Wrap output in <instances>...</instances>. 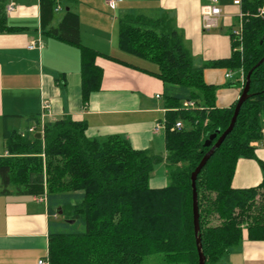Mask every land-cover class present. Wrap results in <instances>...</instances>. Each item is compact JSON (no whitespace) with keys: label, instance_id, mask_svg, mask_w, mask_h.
<instances>
[{"label":"trees","instance_id":"obj_1","mask_svg":"<svg viewBox=\"0 0 264 264\" xmlns=\"http://www.w3.org/2000/svg\"><path fill=\"white\" fill-rule=\"evenodd\" d=\"M58 3L40 0L41 27L81 48L87 98L100 86L99 52L82 44L75 11L67 9L52 26ZM262 3L243 0V9L255 12ZM5 20L2 12L1 26ZM243 41L242 52L233 50L229 58L197 67L166 16L120 17V48L158 65L155 75L163 82L168 108L164 155L134 148L122 135L91 138L87 123L71 116L45 122L41 138L5 127V150L17 155L0 156V194L46 190L51 264H143L152 255H162L168 264H198L191 175L211 148L205 141L228 128L237 102L219 107L218 85L207 82L204 71L242 67L247 77L264 57V18L245 20ZM249 92L232 132L197 177L205 264L219 262L245 234L264 240V178L249 188L232 185L239 159H257L253 143L263 137L264 62L253 70ZM189 100L195 107L186 109ZM30 119L40 125L37 118ZM178 121L181 128L175 127ZM160 161L166 163L169 184L155 188L150 179Z\"/></svg>","mask_w":264,"mask_h":264},{"label":"crops","instance_id":"obj_2","mask_svg":"<svg viewBox=\"0 0 264 264\" xmlns=\"http://www.w3.org/2000/svg\"><path fill=\"white\" fill-rule=\"evenodd\" d=\"M0 1L6 17L4 25L0 24V156L7 152L5 127L27 132L38 126L30 119L34 117L45 123L71 116L87 123L91 138L122 135L134 148L154 151L163 139L165 142L168 108L164 85L155 75L158 65L154 61L120 48V17L166 16L183 36L193 64L200 67L231 56V31L241 9L234 0H219L223 10L219 25L204 31L200 12L207 0H119L115 7L106 0H59L60 10L55 12L52 26L60 23L67 9L75 11L82 44L99 52L95 64L102 70L100 86L85 98L81 48L42 29L40 0ZM10 2L15 10L8 13ZM39 38L43 47L29 48ZM229 71H204L206 81L218 85L219 107L234 104L243 89L239 77H226ZM45 101L49 108L42 117ZM158 122H165L164 136L162 128L155 130ZM253 145L257 159H239L232 182L235 188L257 186L264 178L259 162L264 163V129L261 141ZM50 219L47 202L35 200L34 195L0 194V264H37L48 254ZM216 264H264V240L245 234Z\"/></svg>","mask_w":264,"mask_h":264},{"label":"built area","instance_id":"obj_3","mask_svg":"<svg viewBox=\"0 0 264 264\" xmlns=\"http://www.w3.org/2000/svg\"><path fill=\"white\" fill-rule=\"evenodd\" d=\"M106 2L111 6L115 7L119 0H106ZM235 5H239L241 7L240 11L237 14L238 22L236 24V27L232 30V42H233V50L234 51H243V34H244V22L249 17H257V18H264V0L262 5H260L255 12H252L250 10H244L243 9V0H234ZM15 10V4L10 2L7 5V12L11 13ZM60 10V5L56 6V11ZM201 23H202V29L204 31H211L218 27L219 21L221 19V16L223 14V10L221 6L219 5V0H207L205 4L201 6ZM42 48L43 47V41L41 38H39L37 41H32L29 44V48ZM243 71V70H241ZM240 75L243 77V73L241 72ZM226 77L230 78L232 77L231 71H229L226 74ZM184 107L186 109L188 108H194L195 103L192 100L184 102ZM43 115L44 111H46L49 108L48 102H44L42 106ZM183 126L181 121L176 122L175 127L181 128ZM162 127H165V122L161 123L158 122L155 125V130L158 131ZM40 130H39V129ZM39 130V131H38ZM29 133H41L42 136L44 134V123H40L39 126H32L28 130ZM8 154V152H6ZM34 199L37 201H45L46 202V190L44 193L39 195H34ZM55 218L58 216V214L53 215ZM37 264H51L49 255L42 256L38 259Z\"/></svg>","mask_w":264,"mask_h":264},{"label":"water","instance_id":"obj_4","mask_svg":"<svg viewBox=\"0 0 264 264\" xmlns=\"http://www.w3.org/2000/svg\"><path fill=\"white\" fill-rule=\"evenodd\" d=\"M264 62V57L257 63L255 67L250 70V72L247 74L246 77V82L245 85L242 89V92L236 102V106L234 109L233 116L231 118V122L228 126V128L222 132L219 136L218 133L220 132L219 130L215 133H212L207 140L205 141L206 146H211L209 151L205 154L201 162L198 164V166L195 168V170L192 172L191 175V180H192V187H193V217H194V228H195V234H196V241H197V249H198V264H205L206 263V256L203 252V246L201 242V235H200V214H199V203H198V192H197V177L203 167L206 165L207 161L209 158L214 154L215 150L220 147V145L223 143L224 139L226 136L232 132L236 121L237 117L239 115V112L241 110V107L243 103L251 97V93L249 92L250 90V85H251V75L253 70L261 65ZM36 137L41 138L42 134L41 133H36ZM215 141V142H214Z\"/></svg>","mask_w":264,"mask_h":264},{"label":"rangeland","instance_id":"obj_5","mask_svg":"<svg viewBox=\"0 0 264 264\" xmlns=\"http://www.w3.org/2000/svg\"><path fill=\"white\" fill-rule=\"evenodd\" d=\"M1 5H2V2L0 1V15L2 13L1 12V9H2ZM8 17L9 16H7V19H8ZM231 70H232L231 74H232L233 80H237V77H239V80L241 81V83L244 87V84L246 82V71L242 67H240L238 69H231ZM241 70H243V71H241ZM241 72L244 74L243 77L240 75ZM18 128H19V126H17L16 129H18ZM161 134H163V136H164V128H162ZM165 148H166L165 142L163 139V141L160 142V144H158V148L155 149L153 152L160 154V155H164ZM10 155L15 156L17 154H11V152H8V154L7 153L4 154V156H10ZM150 184H151V186H153V185L166 186L167 184H169L167 166H166L165 161H160L154 165L153 174H152L151 179H150ZM143 264H168V263L164 260L162 255H152V256L147 257L144 260Z\"/></svg>","mask_w":264,"mask_h":264}]
</instances>
